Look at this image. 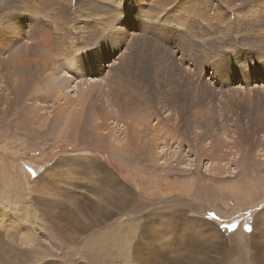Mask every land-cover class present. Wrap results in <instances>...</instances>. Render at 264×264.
<instances>
[{
	"label": "rangeland",
	"instance_id": "374dc122",
	"mask_svg": "<svg viewBox=\"0 0 264 264\" xmlns=\"http://www.w3.org/2000/svg\"><path fill=\"white\" fill-rule=\"evenodd\" d=\"M0 113V264H264V0H0Z\"/></svg>",
	"mask_w": 264,
	"mask_h": 264
},
{
	"label": "bare ground",
	"instance_id": "6f19581e",
	"mask_svg": "<svg viewBox=\"0 0 264 264\" xmlns=\"http://www.w3.org/2000/svg\"><path fill=\"white\" fill-rule=\"evenodd\" d=\"M55 83H56V81H55ZM76 85V84H75ZM51 86H52V84H51ZM53 86H54V84H53ZM17 87V84L15 85L14 84V89H15V91L17 92V90H18V88H16ZM10 88V87H9ZM56 88H57V86H56ZM11 89V88H10ZM52 90V89H51ZM52 92V91H51ZM11 93H12V91H11ZM64 98H65V100L66 101H70L71 99H69V98H66L65 97V95H64ZM8 102H9V100L8 99H6V103L8 104ZM24 102V101H23ZM22 102V103H23ZM82 107V106H81ZM71 111V110H70ZM71 113L72 112H68V109L67 110H65L64 108H62V110H61V112H60V114L59 115H61V118H60V116H59V119H63V120H72V119H74L73 117L74 116H65L66 114H69V115H71ZM0 116H1V113H0ZM40 118V116H38L37 117V120H40L39 119ZM0 120H1V117H0ZM76 120V118L73 120V123H74V121ZM41 122V121H40ZM46 123V122H45ZM75 123H76V121H75ZM23 123L21 122V125H22ZM41 124V123H40ZM14 125L15 126H18V124H16V123H14ZM43 125V124H42ZM42 125H40V126H42ZM23 126H24V124H23ZM46 126V125H45ZM60 126H62V125H60ZM64 127L65 128H67V127H71L69 124H67V123H64ZM62 128V127H61ZM63 129V128H62ZM128 195H130V194H128V193H123V196H122V198L120 199V200H112L111 202H113L116 206H113L115 209H117V211H120L119 213H121L122 214V219L124 218V215H127L124 211H126V209H129V208H127L128 206H130V205H128V202H127V199L129 198V196ZM144 198L145 197V199H142L143 201L144 200H151V196L150 195H146V194H144V195H141L140 196V199L141 198ZM153 197V196H152ZM157 197V196H156ZM116 199V198H115ZM158 199V198H157ZM153 201V200H152ZM155 201H156V199H155ZM160 201V200H159ZM158 201V202H159ZM163 201H164V199H163ZM165 201H167V200H165ZM145 202V201H144ZM147 203V202H146ZM148 203H149V201H148ZM150 203H151V201H150ZM160 203H163V202H160ZM164 204V203H163ZM114 210V209H113ZM124 210V211H123ZM166 210H168V209H165V210H163V212L161 211L160 213H161V216L162 217H167V213H164V211H166ZM123 211V212H122ZM129 211V210H128ZM113 211H109V212H106L105 213V210L104 209H101V213L102 214H100V216L97 218V224L96 225H99V223H104V222H106V219L111 215V213H112ZM127 212V211H126ZM118 213V212H117ZM113 214H116V213H113ZM168 216H169V213H168ZM165 217V218H166ZM168 218V217H167ZM121 219V221L122 222H124L125 224H127V225H124V224H119V225H114L111 229H109L108 231H102L101 232V235H103V237H102V240H101V243L103 244V247H101V248H97V249H95V250H91V252H95V251H98V252H103L104 251V255L105 256H107L108 255V253L110 252V251H112L113 249H117L118 250V252H120V251H122V250H124V249H122V248H127L126 246L127 245H129L130 243H131V241H130V238L132 239L133 238V235H134V232H135V230H136V224L135 223H139V221H140V219H139V217H135L134 219H126V220H122ZM147 220V219H146ZM146 220H145V222H146ZM76 221V220H75ZM74 221V219H73V222H75ZM33 223H34V221H32ZM93 222V221H92ZM131 223V224H128V223ZM94 223H95V221H94ZM152 222L151 221H149V222H147L146 224H144L143 226H142V236L145 238L146 237V235L147 234H149V233H151L152 234V236H153V241L151 242V246H149L148 245V250H151L150 248H152V250L154 249V247H155V245H154V241L156 240V238L159 236V234H161L163 231H167L169 234L170 233H172L173 231H174V228H173V226H174V223L173 222H171V226H169L170 225V223L168 224L167 222V224L166 223H158V227L156 226V227H154V226H150V224H151ZM124 226H127L128 227V231L127 232H125V230H124V228H126V227H124ZM140 226H141V223H140ZM206 226V225H205ZM151 228H153V229H151ZM85 230V229H84ZM198 230V229H197ZM214 230V229H213ZM214 231H216V230H214ZM137 233V232H136ZM135 233V234H136ZM216 233V232H215ZM138 234V233H137ZM150 234V235H151ZM212 235H214V234H212ZM215 236V235H214ZM209 237H211V236H209ZM216 237V236H215ZM217 238V237H216ZM99 239H100V237H99ZM204 239V238H203ZM209 239H212V237L211 238H209ZM138 240V239H137ZM134 241H135V239H134ZM209 242H211L212 243V241L210 240ZM217 242V241H216ZM215 242V243H216ZM209 244L210 245V247H211V249H213V245H215V244ZM131 244H133V243H131ZM146 245V244H145ZM130 246V245H129ZM222 246V243H216V246H214L215 247V251H219V249H220V247ZM143 247H147V246H143V245H141L140 244V247H139V249H142ZM209 247V248H210ZM216 247H217V249L218 250H216ZM112 248V249H111ZM131 248V247H130ZM225 249V248H224ZM214 250V249H213ZM113 252V251H112ZM226 252V251H225ZM225 252H224V254H225ZM237 253V252H236ZM103 254V253H102ZM227 255H229L228 253H226Z\"/></svg>",
	"mask_w": 264,
	"mask_h": 264
},
{
	"label": "snow or ice",
	"instance_id": "6c2138e0",
	"mask_svg": "<svg viewBox=\"0 0 264 264\" xmlns=\"http://www.w3.org/2000/svg\"><path fill=\"white\" fill-rule=\"evenodd\" d=\"M224 227H230L229 225H225Z\"/></svg>",
	"mask_w": 264,
	"mask_h": 264
}]
</instances>
